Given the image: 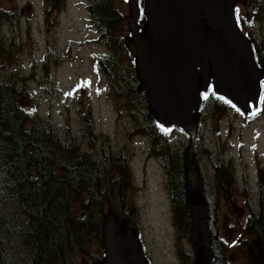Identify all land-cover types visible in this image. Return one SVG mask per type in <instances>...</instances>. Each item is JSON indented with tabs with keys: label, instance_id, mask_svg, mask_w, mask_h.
Segmentation results:
<instances>
[{
	"label": "trees",
	"instance_id": "trees-1",
	"mask_svg": "<svg viewBox=\"0 0 264 264\" xmlns=\"http://www.w3.org/2000/svg\"><path fill=\"white\" fill-rule=\"evenodd\" d=\"M117 1L88 0L91 21L98 34L96 41L107 47L95 63L106 76L115 100L123 101L126 109L137 102L146 108L142 129L152 136L153 145L160 144L166 137L162 130L165 126L155 120L150 110L135 57L126 44L132 33ZM144 1L139 0L140 33L145 32L147 20L143 12ZM247 2L252 8L251 19L235 8L237 24L255 45L257 62L263 66L264 50H258L253 30L260 13L258 8L264 6V0ZM13 15L0 7V17L11 19ZM9 48L10 44L7 45L0 36V264H78V255L90 257V264H98L102 258L90 248L96 243L104 248L106 213L112 210L120 219L133 224V209L126 208V194L134 188L130 162L121 151L102 153L101 157L99 152L85 151L71 130L61 135L50 119H41L31 113L19 99L23 92L18 82L23 76H12L6 69L7 60L12 57ZM202 97L193 152L199 189L208 210L211 246L220 251L217 223L220 199L230 201L239 188L236 187L237 175L232 160L223 149L210 151L202 138L200 121L208 113L241 111L216 92L211 81L208 90L202 91ZM83 119V135L99 136L93 129L89 111L84 110ZM171 128L179 132L176 150L172 151L167 143L156 152L165 158L167 188L173 209L180 217L182 230L191 236L194 224L188 154L192 136L181 127ZM259 178L257 195L245 194L247 216L243 225L247 235L259 238L264 244L262 171ZM114 203L118 207H114ZM216 250L214 259H217Z\"/></svg>",
	"mask_w": 264,
	"mask_h": 264
},
{
	"label": "rangeland",
	"instance_id": "rangeland-1",
	"mask_svg": "<svg viewBox=\"0 0 264 264\" xmlns=\"http://www.w3.org/2000/svg\"><path fill=\"white\" fill-rule=\"evenodd\" d=\"M235 1L237 12L250 20L252 8L247 0ZM87 5L88 0H51L46 4L43 0H0V7L14 14L11 19L0 17V36L10 44L12 55L6 69L12 76H23L18 82L22 104L39 118L50 119L61 135L71 130L83 150L99 152V157L102 153L125 154L134 186L126 194V208L133 209V223L143 233L153 264H194L192 244L174 234L165 158L156 152L167 143L176 150L179 132L167 127L171 131L165 139L153 145L152 136L142 129L146 108L137 102L126 109L123 101L110 94L107 78L95 64L107 47L95 40L98 34ZM117 5L126 18L131 14L128 0H118ZM253 36L264 48V13H258ZM84 110L90 112L93 129L99 134L95 138L83 135ZM200 122L210 151L223 149L236 171L239 191L230 201L220 199L217 223L226 242L229 240L225 250L232 260L223 264H242L246 260L244 247L230 237H254L244 232L245 194L255 197L261 171L264 175V111L250 117L235 110L208 113ZM114 207L118 205L114 203ZM198 233L203 242L201 230ZM90 250L103 259L102 246L96 243ZM77 261L90 264L91 258L78 255Z\"/></svg>",
	"mask_w": 264,
	"mask_h": 264
},
{
	"label": "water",
	"instance_id": "water-1",
	"mask_svg": "<svg viewBox=\"0 0 264 264\" xmlns=\"http://www.w3.org/2000/svg\"><path fill=\"white\" fill-rule=\"evenodd\" d=\"M128 1L131 14L126 19L132 36L126 44L135 57L150 110L160 124L181 127L192 136L188 154L190 204L205 239L198 248L197 264H208L212 258L208 210L193 154L202 91L208 90L211 77L216 92L251 116L252 108L260 103L264 66L258 64L252 41L237 25L235 0H145L144 33L138 27L139 0ZM104 252L98 264H150L139 230L113 211L105 216ZM248 257L249 264H264L259 238L250 242Z\"/></svg>",
	"mask_w": 264,
	"mask_h": 264
},
{
	"label": "flooded vegetation",
	"instance_id": "flooded-vegetation-1",
	"mask_svg": "<svg viewBox=\"0 0 264 264\" xmlns=\"http://www.w3.org/2000/svg\"><path fill=\"white\" fill-rule=\"evenodd\" d=\"M49 1H51V0H43V3L46 4ZM52 10H53V8L50 11H52ZM50 11L48 12V16H47L48 19L50 18ZM258 12L264 13V6L259 7L258 8ZM253 38H254V42H255V44H257V47H258V50H259V48H260L259 45H258L259 42H257L258 40L254 36H253ZM252 44H253V42H252ZM253 47H255L254 44H253ZM262 49L264 50V48H262ZM254 50H255V48H254ZM199 77H201V76H199ZM263 84H264V82H263ZM263 104H264V97L262 95V98H261V101L259 103V106L256 109H254V111H252V115L251 116H255L258 113L259 114L262 113L264 111V105ZM172 212H173L172 226L174 228V234H176V235L178 234V237H177L178 239H179V237L181 235L184 236V238L187 239L192 244V247H193L194 252H195L194 264H197V260H198V248L200 246H202V245L205 244V239H204L203 242L202 241H199V238H201V237H199L198 231L201 230V232H202V228L200 227V224L199 223H196L195 222V219H194V216H193V224H194V226H193L192 235L190 236L188 233H186V232H184L182 230V227H181V224H180V217L175 213V211H174L173 208H172ZM131 225L139 230L140 237H141V239H142V241L144 243V249H145L146 256L150 260V264H153V262L151 260L152 259V255L148 251V246L146 244V241H144V239H143V233H142V231L140 230V228H139L138 225H134V223L131 224ZM221 227H220V231H218V241H219V244H220L219 247H218V249L220 251H217L216 249L213 250V247L211 246L210 234L208 232V235H209V243H210V248H211V252H212V258L208 261V264H218V263L219 264L220 263L223 264L224 260H227V259L230 260V261H232L229 256H226L227 255V250H225V249H226V245L229 242V240L226 242V240L224 239V235L222 233ZM242 234L244 236V233H242ZM202 236H203V233H202ZM202 238H204V236ZM255 238H257V237L254 236V237H251V239H248V240L247 239H244L243 240V238L241 236L240 237H235V238L234 237L233 238L230 237V239H237L236 241L233 242L234 244L241 243L242 246L244 247V250H245V253H246V260H244L242 264H249L248 247H249L250 242L253 239H255ZM263 246H264V244H263ZM215 250L218 252V254L216 255L217 256V259H214V257H215L214 256V252H215Z\"/></svg>",
	"mask_w": 264,
	"mask_h": 264
},
{
	"label": "snow or ice",
	"instance_id": "snow-or-ice-1",
	"mask_svg": "<svg viewBox=\"0 0 264 264\" xmlns=\"http://www.w3.org/2000/svg\"><path fill=\"white\" fill-rule=\"evenodd\" d=\"M205 99H207V95L205 96ZM229 103H230V102H229ZM162 130L165 131V132H170V131H171L170 128H163Z\"/></svg>",
	"mask_w": 264,
	"mask_h": 264
},
{
	"label": "bare ground",
	"instance_id": "bare-ground-1",
	"mask_svg": "<svg viewBox=\"0 0 264 264\" xmlns=\"http://www.w3.org/2000/svg\"><path fill=\"white\" fill-rule=\"evenodd\" d=\"M196 135H197V131H196ZM196 138V137H195ZM194 149V148H193ZM194 153V152H193ZM207 206V205H206ZM208 232H209V230H208Z\"/></svg>",
	"mask_w": 264,
	"mask_h": 264
}]
</instances>
